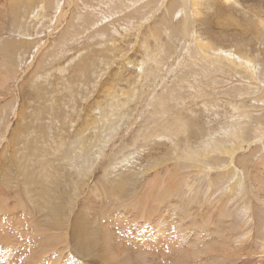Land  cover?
I'll return each mask as SVG.
<instances>
[{
	"label": "rangeland",
	"instance_id": "1",
	"mask_svg": "<svg viewBox=\"0 0 264 264\" xmlns=\"http://www.w3.org/2000/svg\"><path fill=\"white\" fill-rule=\"evenodd\" d=\"M0 264H264V0H0Z\"/></svg>",
	"mask_w": 264,
	"mask_h": 264
},
{
	"label": "bare ground",
	"instance_id": "2",
	"mask_svg": "<svg viewBox=\"0 0 264 264\" xmlns=\"http://www.w3.org/2000/svg\"><path fill=\"white\" fill-rule=\"evenodd\" d=\"M107 244H108V243H107ZM94 246H95V244H94ZM96 247H97V246H96ZM170 250H171V249H170ZM170 250H169V251H170ZM183 251H184V250H183ZM184 253H187V252L184 251ZM182 254H183V253H182ZM187 254H188V253H187ZM183 255H184V254H183ZM190 257H191V256H190ZM194 257H195V256H194ZM180 259H181V258H180ZM191 259H192V258H191ZM107 260H108V259L106 258L104 262H106ZM199 261H200V260H199Z\"/></svg>",
	"mask_w": 264,
	"mask_h": 264
}]
</instances>
